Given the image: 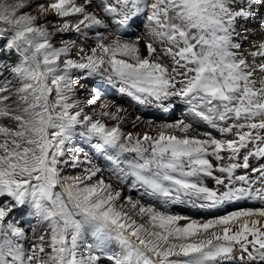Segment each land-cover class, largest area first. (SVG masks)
<instances>
[{
  "label": "snow or ice",
  "instance_id": "snow-or-ice-1",
  "mask_svg": "<svg viewBox=\"0 0 264 264\" xmlns=\"http://www.w3.org/2000/svg\"><path fill=\"white\" fill-rule=\"evenodd\" d=\"M0 264H264V0H0Z\"/></svg>",
  "mask_w": 264,
  "mask_h": 264
},
{
  "label": "rangeland",
  "instance_id": "rangeland-1",
  "mask_svg": "<svg viewBox=\"0 0 264 264\" xmlns=\"http://www.w3.org/2000/svg\"><path fill=\"white\" fill-rule=\"evenodd\" d=\"M142 31V29L140 30ZM139 34V31L136 33ZM126 38H134V36H129ZM57 45H59V41H54ZM76 83H88L92 87H97L99 89V94L101 96V100L98 102L96 106L87 105L85 106V112L88 115L98 116L99 112L102 110L100 108L101 104H107L110 106L111 111H115L117 107L124 109L125 111L121 113V115L126 116L128 122L125 123L122 127V131L125 133L132 132L134 135L137 133H142L148 129L147 121L149 119L153 120L156 124H159L164 121L174 122L175 119L179 118L182 115V112L177 111L174 115L163 113L160 110L146 108L137 104L126 94H122L118 91V86L116 88H112L106 84H103L101 81L97 80H88V81H80L78 78L76 79ZM83 92V90H81ZM84 96L81 95L80 99L83 100ZM137 116L142 117L143 122L139 123V126L136 128L132 127V121L136 119ZM108 126L116 123L115 121H109L107 118H103ZM152 134H155L154 132ZM65 174H76L72 169H65ZM124 195H131L134 199L137 198L136 192L129 193L126 189L124 190ZM147 203V201H143ZM258 204L253 202L241 203L236 205H230L227 207V211H232L237 208L244 207H258ZM169 210L175 214H184L189 216L192 219H196L198 221H202L205 219H209L218 214H223L225 209L221 210H201V209H193L187 205H175L170 206Z\"/></svg>",
  "mask_w": 264,
  "mask_h": 264
}]
</instances>
